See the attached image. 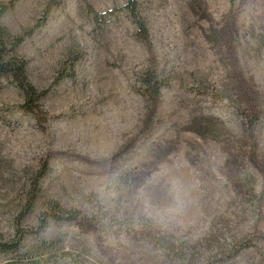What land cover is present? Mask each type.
I'll use <instances>...</instances> for the list:
<instances>
[{
    "label": "rangeland",
    "instance_id": "obj_1",
    "mask_svg": "<svg viewBox=\"0 0 264 264\" xmlns=\"http://www.w3.org/2000/svg\"><path fill=\"white\" fill-rule=\"evenodd\" d=\"M12 2L13 36L48 11L17 50L48 93L34 115L0 80L3 240L47 163L22 227L52 200L99 223L52 221L27 248L57 240L101 264H264V0H140L150 43L124 12L95 20L126 0H0ZM149 67L168 85L156 103L138 84Z\"/></svg>",
    "mask_w": 264,
    "mask_h": 264
},
{
    "label": "trees",
    "instance_id": "obj_2",
    "mask_svg": "<svg viewBox=\"0 0 264 264\" xmlns=\"http://www.w3.org/2000/svg\"><path fill=\"white\" fill-rule=\"evenodd\" d=\"M13 4V2L11 4H0V80L6 79L13 82L19 89L24 91L25 101L20 106L24 111L38 116L43 115L44 111L39 101L47 95L48 91H39L30 83L27 75V61L22 56L18 55L17 50L25 39L33 34L36 28L46 23L48 11H46L44 17L37 22L34 28L22 34H18V36H13L6 26L2 24L3 15L13 7ZM91 11H93L92 8ZM118 11L128 15L131 23L137 28L136 36L150 43V31L140 9V0H126L125 5L118 8L116 11H108L100 15L94 14L95 20L98 23L104 24V21L106 22L107 20V16ZM69 65L74 68L75 61L73 60ZM66 76H69L67 71L65 74H62L58 80L61 81ZM138 84L141 89V94L153 103L159 100L162 91L168 86L166 79L162 78L152 67L142 71V74L138 78ZM47 171L48 165L47 163H43L42 167L35 174L36 176L29 189L26 205L18 218L19 224L16 227V236L7 242L4 241L3 237L0 235V251L4 255H11L4 264H101L86 251H62L59 241L57 240H42L28 248L25 247L24 241L27 235H37L40 231L48 228L52 221L56 223H74L81 231L87 232L96 231V224L99 223V221H95L94 218L80 216L77 210L65 209L60 203L52 200L47 203L46 209L42 212L39 225L36 229L23 228L22 223L24 218L33 210L35 202L42 193L40 180L45 176ZM251 243L252 242L247 240L244 241L237 247L236 252H241L242 249L251 247ZM173 250L175 251V249Z\"/></svg>",
    "mask_w": 264,
    "mask_h": 264
}]
</instances>
